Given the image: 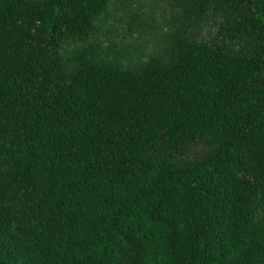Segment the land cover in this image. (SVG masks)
<instances>
[{"label":"trees","instance_id":"obj_1","mask_svg":"<svg viewBox=\"0 0 264 264\" xmlns=\"http://www.w3.org/2000/svg\"><path fill=\"white\" fill-rule=\"evenodd\" d=\"M165 1L0 0V264H264V0Z\"/></svg>","mask_w":264,"mask_h":264},{"label":"rangeland","instance_id":"obj_2","mask_svg":"<svg viewBox=\"0 0 264 264\" xmlns=\"http://www.w3.org/2000/svg\"><path fill=\"white\" fill-rule=\"evenodd\" d=\"M110 13L103 22L99 38L108 44H117V50H122L120 59L124 62L139 61L157 51L160 40L157 38V24L167 31L170 22L171 9L169 1L165 0H114ZM136 14L146 21L144 27H133L132 16ZM131 24V25H130ZM215 33L214 28L205 27L201 33L202 39H207ZM118 53V52H117Z\"/></svg>","mask_w":264,"mask_h":264}]
</instances>
